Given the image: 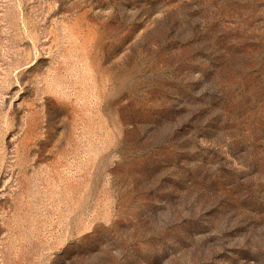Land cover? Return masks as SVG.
I'll return each mask as SVG.
<instances>
[{"label":"rangeland","instance_id":"rangeland-1","mask_svg":"<svg viewBox=\"0 0 264 264\" xmlns=\"http://www.w3.org/2000/svg\"><path fill=\"white\" fill-rule=\"evenodd\" d=\"M0 264H264V0H0Z\"/></svg>","mask_w":264,"mask_h":264}]
</instances>
